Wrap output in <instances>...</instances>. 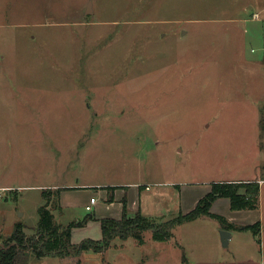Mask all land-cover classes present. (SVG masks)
Wrapping results in <instances>:
<instances>
[{
  "label": "rangeland",
  "instance_id": "rangeland-1",
  "mask_svg": "<svg viewBox=\"0 0 264 264\" xmlns=\"http://www.w3.org/2000/svg\"><path fill=\"white\" fill-rule=\"evenodd\" d=\"M213 183L260 185L257 210L220 205L227 247L207 217L80 257L12 239L36 238L44 192L66 226L98 187L140 184L165 223ZM17 244L11 264H264V0H0V245Z\"/></svg>",
  "mask_w": 264,
  "mask_h": 264
},
{
  "label": "trees",
  "instance_id": "trees-1",
  "mask_svg": "<svg viewBox=\"0 0 264 264\" xmlns=\"http://www.w3.org/2000/svg\"><path fill=\"white\" fill-rule=\"evenodd\" d=\"M107 189H119V187H109ZM64 189L56 190V197L59 201L60 194ZM45 204L39 209V223L36 229V238L26 239L23 234L25 226L22 223L15 225L12 239L19 246L29 244L37 250V258L56 257L69 258L80 257L84 253L93 252L103 254L110 249L116 240L127 241L134 239L139 245L144 244V233L150 231L155 242H167L174 236L175 228L187 222H192L207 217L218 221L222 230L231 231L232 226L227 225L228 221L221 215L212 213L213 204L219 199H228L232 211H255L259 207L260 185L259 183H239V184H216L211 185V190L187 214L182 212L176 218L165 223H158L150 217L142 214L141 211H132L128 207L127 199L122 201V214L119 220L114 218H103L99 220L102 232V239L97 241L85 239L78 244L72 243V232L75 229L85 228L89 222L94 221L93 216L87 217L83 221L71 222L64 226L55 221L51 210L50 199L47 193H43ZM109 203L114 202L113 195H109ZM229 224V223H228ZM240 231H250L256 237L261 232L260 222L255 225L243 226ZM33 241V242H32ZM17 245H8L5 250L0 251V264H11Z\"/></svg>",
  "mask_w": 264,
  "mask_h": 264
},
{
  "label": "crops",
  "instance_id": "crops-1",
  "mask_svg": "<svg viewBox=\"0 0 264 264\" xmlns=\"http://www.w3.org/2000/svg\"><path fill=\"white\" fill-rule=\"evenodd\" d=\"M139 186H141L140 184L138 185H134V186H124V185H121V186H117L119 187V190L116 191L115 193V198H114V202L113 203H109L108 202V198H109V194L107 192V190H105L106 188H109V187H98L100 188V190H103L101 191L102 193H104V195L102 196V199L104 201V205L102 208H99V211L97 213V211H95L94 215V218L95 220L94 221H91L88 223V225L85 227V228H80V229H75L73 232H72V243L73 244H78L80 243L81 241L85 240V239H93V240H101L102 239V232H101V226H100V222L99 220L103 219V218H114V219H120L121 218V214H122V201L127 199L128 201V207L132 210V211H141V199H142V196H141V193H142V190L141 189H138ZM135 189L136 191L135 194L137 195V200L139 201H135V200H132L134 195L131 193L132 190ZM65 190V188H64ZM147 190V189H145ZM211 190V188H209V190H206L204 191L203 193L201 192L199 195L198 193H196L194 191V194H192V208L190 209V211H192L197 203L207 194L209 193ZM63 191V190H62ZM64 192H61L60 194V207L63 208V205L62 204V201H63V197H64ZM91 199H95L93 197L90 198ZM97 200L95 202V204L93 205L94 207L97 206ZM89 205V202L86 203V207ZM220 205H224L225 207H229V210L230 209V202L228 199H219L217 200L213 206H212V213L214 214H218V215H221L223 217L227 216V215H223L222 212H220L219 210V207ZM94 210V208H92V211ZM97 210V209H95ZM92 211H89V212H92ZM142 212V211H141ZM232 213H229L228 216L226 217L228 220H234V216L233 214L235 213L234 211L231 210ZM189 213V212H188ZM184 214V213H183ZM187 214V213H186ZM232 214V215H231ZM236 214V213H235ZM74 222H77V221H74ZM93 229H96L97 230V233H101V238L100 236H92L90 234L91 230ZM233 239V237H231L230 241H229V245H230V242L231 240ZM228 245V246H229Z\"/></svg>",
  "mask_w": 264,
  "mask_h": 264
},
{
  "label": "water",
  "instance_id": "water-1",
  "mask_svg": "<svg viewBox=\"0 0 264 264\" xmlns=\"http://www.w3.org/2000/svg\"><path fill=\"white\" fill-rule=\"evenodd\" d=\"M88 10L90 13H92V4L91 3L89 4ZM231 237H232V234L229 231H226V230L221 231V241H222V244L224 247H227L229 245V241H230ZM11 246H13V245H11ZM10 247L0 245V251L5 250V249L10 248Z\"/></svg>",
  "mask_w": 264,
  "mask_h": 264
},
{
  "label": "built area",
  "instance_id": "built-area-1",
  "mask_svg": "<svg viewBox=\"0 0 264 264\" xmlns=\"http://www.w3.org/2000/svg\"><path fill=\"white\" fill-rule=\"evenodd\" d=\"M255 18L256 19H258L259 18V16L258 15H255ZM147 190L149 189V187L148 188H146ZM95 202H96V200L95 199H91V202H90V205H88L87 207H86V210L87 211H92V205L93 204H95Z\"/></svg>",
  "mask_w": 264,
  "mask_h": 264
}]
</instances>
